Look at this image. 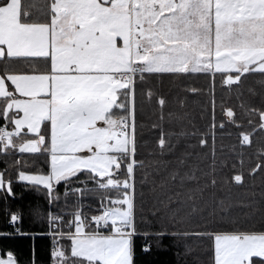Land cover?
<instances>
[{"label": "snow or ice", "instance_id": "6c2138e0", "mask_svg": "<svg viewBox=\"0 0 264 264\" xmlns=\"http://www.w3.org/2000/svg\"><path fill=\"white\" fill-rule=\"evenodd\" d=\"M0 165V264H264V0H0Z\"/></svg>", "mask_w": 264, "mask_h": 264}, {"label": "trees", "instance_id": "16d2710c", "mask_svg": "<svg viewBox=\"0 0 264 264\" xmlns=\"http://www.w3.org/2000/svg\"><path fill=\"white\" fill-rule=\"evenodd\" d=\"M186 83L189 84H195L196 86L200 87H207L208 85V79L206 77H195V78H186ZM148 84H150L153 88L161 91L170 101L169 107L170 108H176L178 105L174 101V96L178 93V82L173 81L171 78L165 77L164 78V83L162 86L158 85L157 82L155 81V78L151 79L148 81ZM147 86V85H146ZM180 95H183V93H179ZM203 95V94H202ZM143 99V97H141ZM191 99V98H190ZM196 100H201L204 99L206 100V96H201V97H196ZM195 107V105H192ZM155 107V101L153 98V101L150 103H145L143 106V112L141 115L138 116V119H143L145 121L144 125L142 127H139V131L142 132L144 135L141 138H147L149 141L147 144L141 146L142 151H147L150 148H154L155 146V139L157 136V133L151 128V124L153 122H158L157 116L154 114L153 109ZM219 115V113H218ZM201 124L204 125L206 124V121H201ZM232 140L231 138H224L223 143L225 145L231 144ZM251 151V150H249ZM218 158L220 159H225L228 161L229 167L225 169V173L230 175L231 174V159H230V154L229 150L226 148L224 150V153L222 155L218 154ZM2 167V165H0ZM250 167V164L246 163L244 166V170L247 171V168ZM252 178H249V181H251ZM255 182L257 184L261 183L260 178H256ZM233 184L235 185V182L233 181ZM231 186V196L234 200L241 199L246 197L251 191L252 188L250 186V183H247L243 187H238V186ZM17 191L21 194L22 198L18 199L16 203L18 205H25L29 202V200L32 199V196L30 193L24 192V189L22 187V184H17ZM229 185H224L225 191H227ZM2 219V218H0ZM2 226V224H0ZM0 243H7L14 245L16 247H19L22 249L24 255L26 256L28 254V242L27 241H20V240H5V241H0ZM45 243V242H41ZM154 260V264H170V261L173 259L172 254L170 252L166 251H159L154 254V257H152Z\"/></svg>", "mask_w": 264, "mask_h": 264}]
</instances>
